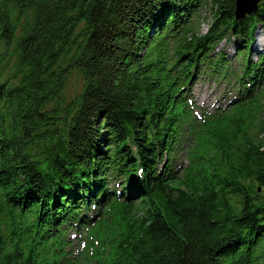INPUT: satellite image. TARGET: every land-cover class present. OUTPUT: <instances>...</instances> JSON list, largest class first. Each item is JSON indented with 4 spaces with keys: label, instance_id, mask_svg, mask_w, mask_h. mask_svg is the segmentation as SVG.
<instances>
[{
    "label": "trees",
    "instance_id": "16d2710c",
    "mask_svg": "<svg viewBox=\"0 0 264 264\" xmlns=\"http://www.w3.org/2000/svg\"><path fill=\"white\" fill-rule=\"evenodd\" d=\"M208 1L214 21L196 35L190 18ZM234 10L0 0V264H264V38L250 51L264 0ZM231 38L234 69L211 56ZM208 74L236 95L198 118L189 84ZM183 142L182 170L162 166Z\"/></svg>",
    "mask_w": 264,
    "mask_h": 264
},
{
    "label": "rangeland",
    "instance_id": "374dc122",
    "mask_svg": "<svg viewBox=\"0 0 264 264\" xmlns=\"http://www.w3.org/2000/svg\"><path fill=\"white\" fill-rule=\"evenodd\" d=\"M215 15V7L211 6L210 3H206L199 8L198 13L193 17L192 22L190 23L192 32H196L197 34L201 35L205 33V31L211 26L212 22L214 21ZM263 33L261 36H256L255 42L250 47V51L252 54V58L256 52L261 51L263 47V38H264V30L261 31ZM191 35L187 36V39H190ZM236 49L233 44V39L231 41L222 40L219 42L213 49L211 55L215 57H219L221 55H225L226 58L230 61L231 66H239V58L236 55ZM79 80L75 75H72L67 82L66 89L71 91L78 87ZM191 94L190 99L193 100V103L190 104L195 105L196 107L194 110H198V112L194 111L198 117L201 116L200 112H211L213 110H217L219 104L225 106L227 100L236 95L235 89H233L227 82H216L214 80H210V78L200 77V78H193L189 84ZM226 107V106H225ZM227 108V107H226ZM257 117L253 118L256 120ZM201 122V121H200ZM182 167L185 166L186 158L183 156L181 158ZM182 167L176 170V173H179L182 170ZM116 209L114 211H110L108 216L106 217L107 226H111L114 222V216L116 214ZM74 233L77 234V239L75 240L72 238ZM81 236H80V235ZM69 238L74 241L73 250L74 253L82 255L84 252L81 251L80 244L83 242V232L80 231L79 233L76 232V229H72L68 232Z\"/></svg>",
    "mask_w": 264,
    "mask_h": 264
},
{
    "label": "bare ground",
    "instance_id": "6f19581e",
    "mask_svg": "<svg viewBox=\"0 0 264 264\" xmlns=\"http://www.w3.org/2000/svg\"><path fill=\"white\" fill-rule=\"evenodd\" d=\"M209 3H210V1H208ZM207 2V3H208ZM204 5V4H203ZM210 5H212V4H210ZM201 7V6H200ZM200 7H198L194 12H193V14H192V16H191V18H190V21L189 22H192V19H193V17L198 13V11H199V8ZM212 25V24H211ZM209 29V28H208ZM207 29V30H208ZM206 30V31H207ZM205 31V32H206ZM261 31H263V29L262 28H260V27H258V28H256L255 29V32H256V36H261L263 33H261ZM196 35H199V34H197L196 32H194ZM191 35V34H190ZM193 37V35H191L189 38L190 39H188V40H191V39H193L192 38ZM231 39H233V38H231ZM222 40H226V39H222ZM221 40V41H222ZM255 40H256V37H255ZM221 41H219V42H221ZM226 41H231V40H226ZM218 42V43H219ZM255 42V41H254ZM217 43V44H218ZM216 44V45H217ZM214 49V48H213ZM213 51V50H212ZM212 51H211V53H212ZM212 56V55H211ZM226 57V56H225ZM212 58H218V57H215V56H212ZM221 59V58H220ZM227 59V58H226ZM228 60V59H227ZM229 61V60H228ZM194 67V66H193ZM192 67V68H193ZM196 67V66H195ZM230 68H232V69H234V68H237V66H230ZM206 78H210V80H214V81H216V82H226V81H228L229 79H216V78H214V77H212V76H210L209 74L207 75V76H205ZM183 146H184V142L180 145V148L178 149V152L177 153H175L174 154V156L171 158L170 157V159L168 160L167 158L165 159L164 157L162 158V162H161V165L163 166L166 162H168L169 163V165H170V167L172 168V170H178L179 168H181L182 167V164H180V161H181V163H182V160H181V158L183 157V153H182V150H183ZM163 160H164V162H163ZM121 180V179H120ZM121 190V189H120ZM127 193V192H126ZM131 194V193H130ZM107 196V195H106ZM89 204H90V209L87 211V213H86V217H87V221H89V220H91L92 218H94L96 215H97V211H98V208H100V206H96L95 207V202L94 201H91V202H89ZM85 214V213H84ZM85 223L84 222H81L80 224H75V227H81L82 225H84Z\"/></svg>",
    "mask_w": 264,
    "mask_h": 264
},
{
    "label": "water",
    "instance_id": "95a60500",
    "mask_svg": "<svg viewBox=\"0 0 264 264\" xmlns=\"http://www.w3.org/2000/svg\"><path fill=\"white\" fill-rule=\"evenodd\" d=\"M259 0H235L234 14L236 18L243 17L256 11Z\"/></svg>",
    "mask_w": 264,
    "mask_h": 264
}]
</instances>
